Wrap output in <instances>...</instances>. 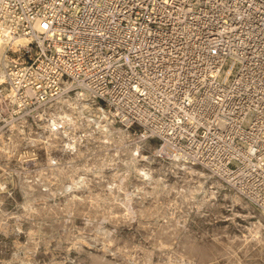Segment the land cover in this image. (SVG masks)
Masks as SVG:
<instances>
[{"label": "built area", "instance_id": "1", "mask_svg": "<svg viewBox=\"0 0 264 264\" xmlns=\"http://www.w3.org/2000/svg\"><path fill=\"white\" fill-rule=\"evenodd\" d=\"M0 39V137L78 97L264 211V0H0Z\"/></svg>", "mask_w": 264, "mask_h": 264}, {"label": "rangeland", "instance_id": "2", "mask_svg": "<svg viewBox=\"0 0 264 264\" xmlns=\"http://www.w3.org/2000/svg\"><path fill=\"white\" fill-rule=\"evenodd\" d=\"M63 112L74 121L52 129ZM52 115L0 137V264H264V211L158 159L156 139L99 103L66 98Z\"/></svg>", "mask_w": 264, "mask_h": 264}, {"label": "bare ground", "instance_id": "3", "mask_svg": "<svg viewBox=\"0 0 264 264\" xmlns=\"http://www.w3.org/2000/svg\"><path fill=\"white\" fill-rule=\"evenodd\" d=\"M29 38H27V37H22V38H20V39H18L17 40V43H19V44H26V43H28L29 42ZM3 44H5L6 45V43L2 40V39H0V49L2 48V46H3ZM5 81H6V75H5V72H4V74H0V85H2V84H4L5 83ZM66 99V98H65ZM65 99H61V101H63V100H65ZM82 100V99H81ZM60 101V102H61ZM84 101V100H83ZM59 102V103H60ZM87 102V101H86ZM83 103V102H82ZM69 104V103H68ZM71 106V105H70ZM73 106V105H72ZM60 107V106H59ZM66 107H68V106H66ZM85 107H87V106H85ZM73 108H74V106H73ZM64 110H65V108H64ZM69 110V109H68ZM59 111H62V110H59ZM112 116V115H111ZM114 116V115H113ZM99 118H102V119H105V120H110V117L107 115V114H102V115H99L98 116ZM74 121V119H73V117H72V114L71 113H68V112H63V113H61V114H59L58 115V117H56V118H53L52 119V121H51V128L52 129H59V128H62V127H64V125L65 124H67V123H69V122H73ZM113 127H115V126H113ZM75 128V127H74ZM63 133V132H62ZM75 133V132H74ZM104 133V132H103ZM126 134V133H125ZM67 136V135H66ZM55 137V136H54ZM68 137V136H67ZM71 138V137H70ZM81 138V137H80ZM123 138V137H122ZM49 139V138H48ZM117 139H119V138H117ZM121 139V138H120ZM118 141V140H117ZM15 145V144H14ZM68 147H70V146H72V143H70V142H68L67 144H66ZM142 173H143V175L146 177V176H148L149 175V172L148 171H146L145 169H142ZM201 175L202 176H204L205 174L204 173H201ZM192 189V188H191ZM240 198V197H239ZM238 198V196H236V199H239ZM253 237V239H255V240H259V236H258V232H256V233H254V235L252 236Z\"/></svg>", "mask_w": 264, "mask_h": 264}]
</instances>
